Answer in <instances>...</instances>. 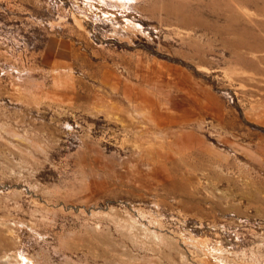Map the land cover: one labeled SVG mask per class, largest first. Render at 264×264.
Instances as JSON below:
<instances>
[{"label": "rangeland", "instance_id": "rangeland-1", "mask_svg": "<svg viewBox=\"0 0 264 264\" xmlns=\"http://www.w3.org/2000/svg\"><path fill=\"white\" fill-rule=\"evenodd\" d=\"M0 264H264V0H0Z\"/></svg>", "mask_w": 264, "mask_h": 264}, {"label": "bare ground", "instance_id": "bare-ground-1", "mask_svg": "<svg viewBox=\"0 0 264 264\" xmlns=\"http://www.w3.org/2000/svg\"><path fill=\"white\" fill-rule=\"evenodd\" d=\"M156 164H158V163H156ZM158 167H159V166H158ZM158 167H157V168H158ZM161 167H162V166H161ZM161 167L159 168L160 170H162ZM157 168H156V170H157ZM157 172H158V171H157ZM167 174H170V173H167Z\"/></svg>", "mask_w": 264, "mask_h": 264}]
</instances>
